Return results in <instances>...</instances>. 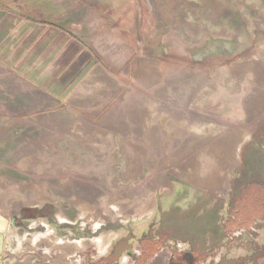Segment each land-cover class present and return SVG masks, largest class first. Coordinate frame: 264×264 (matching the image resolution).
Masks as SVG:
<instances>
[{"label":"rangeland","instance_id":"374dc122","mask_svg":"<svg viewBox=\"0 0 264 264\" xmlns=\"http://www.w3.org/2000/svg\"><path fill=\"white\" fill-rule=\"evenodd\" d=\"M56 2L83 40L58 16L63 89L0 67V264L226 263L264 242V0Z\"/></svg>","mask_w":264,"mask_h":264},{"label":"crops","instance_id":"0c3cea01","mask_svg":"<svg viewBox=\"0 0 264 264\" xmlns=\"http://www.w3.org/2000/svg\"><path fill=\"white\" fill-rule=\"evenodd\" d=\"M49 6V17L53 14L54 20H47L41 18L42 13L39 11V16L30 17L29 15L18 14L11 9L5 8L0 5V67L16 72V75L20 78L24 76L32 78V85L37 86V91L42 92H59L63 89L62 81H55L56 73L60 75V63L59 58L61 51L64 50V44L60 46L59 42V24L57 18L69 22L70 33L72 35L66 38L65 42H75L80 40L76 36L73 20H68L67 13L63 12L57 15L56 9L58 2L56 0H47ZM66 5L67 10L68 3ZM61 26V25H60ZM72 28V30L70 29ZM77 38V39H76ZM82 43V42H81ZM33 61V69L31 74L22 73L25 69L24 60ZM57 76V77H58ZM51 78L55 81L53 87H50ZM102 86V85H101ZM61 96V95H60ZM57 95L55 94V99ZM179 258V257H178ZM185 254L182 257V261H185ZM170 260V259H168ZM98 264H102L100 261ZM149 264V263H148ZM170 264V263H169ZM173 264V263H171Z\"/></svg>","mask_w":264,"mask_h":264},{"label":"flooded vegetation","instance_id":"af4514ba","mask_svg":"<svg viewBox=\"0 0 264 264\" xmlns=\"http://www.w3.org/2000/svg\"><path fill=\"white\" fill-rule=\"evenodd\" d=\"M243 238H246V237L243 236ZM261 242L257 243L258 245H255L252 248H250L252 250H249L248 248H246L245 252L242 254V257L238 258L237 260L229 259L230 260L229 262L226 261V263H223L224 259L222 260L221 258H219V260L211 259L210 263H212V264H261V260L264 259V251H263V247H262L264 242L263 241H261ZM185 256L187 258H190L191 253L187 252L185 254ZM196 262H197V260L195 259L194 264Z\"/></svg>","mask_w":264,"mask_h":264},{"label":"water","instance_id":"95a60500","mask_svg":"<svg viewBox=\"0 0 264 264\" xmlns=\"http://www.w3.org/2000/svg\"><path fill=\"white\" fill-rule=\"evenodd\" d=\"M5 223L6 221L2 220L0 216V251L2 249V240H3V233L5 231Z\"/></svg>","mask_w":264,"mask_h":264},{"label":"bare ground","instance_id":"6f19581e","mask_svg":"<svg viewBox=\"0 0 264 264\" xmlns=\"http://www.w3.org/2000/svg\"><path fill=\"white\" fill-rule=\"evenodd\" d=\"M249 1V0H248ZM260 7V6H259ZM264 8V7H263ZM245 10V8L242 10V12ZM187 20H189V19H187ZM192 21V20H191ZM187 23V22H186ZM185 23V24H186ZM202 23V22H201ZM208 24H209V22H207ZM205 24V23H204ZM184 25V24H183ZM194 25H195V23H194ZM199 25V24H198ZM206 25V24H205ZM185 26V25H184ZM197 26V25H196ZM200 26V25H199ZM210 27H212V25L210 26V24H209V27L208 28H210ZM217 28V27H216ZM186 29H187V25H186ZM211 29V28H210ZM190 30V29H189ZM201 30V29H200ZM231 30H234V29H231ZM199 31V30H198ZM191 32V31H190ZM235 32V31H234ZM237 32V31H236ZM238 33V32H237ZM187 41H189V40H187ZM260 55H264V48L262 49V51L260 52ZM230 171V170H229ZM151 221V220H150ZM50 225H47V227H49ZM141 226V225H140ZM10 227H13V226H11L10 225ZM137 228V227H136ZM50 229H51V226H50ZM139 232L141 231L140 230V228H139V230H138ZM58 233V232H57ZM56 233V234H57ZM54 234H55V232H54ZM1 261V260H0Z\"/></svg>","mask_w":264,"mask_h":264}]
</instances>
